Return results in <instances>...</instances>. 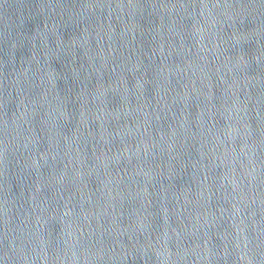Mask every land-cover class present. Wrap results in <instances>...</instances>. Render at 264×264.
<instances>
[{"label": "water", "instance_id": "water-1", "mask_svg": "<svg viewBox=\"0 0 264 264\" xmlns=\"http://www.w3.org/2000/svg\"><path fill=\"white\" fill-rule=\"evenodd\" d=\"M0 264H264V0H0Z\"/></svg>", "mask_w": 264, "mask_h": 264}]
</instances>
